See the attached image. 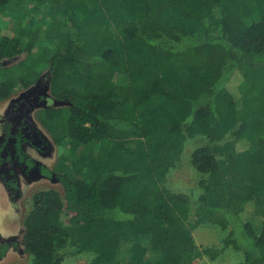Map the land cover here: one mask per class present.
Masks as SVG:
<instances>
[{
  "label": "trees",
  "instance_id": "trees-1",
  "mask_svg": "<svg viewBox=\"0 0 264 264\" xmlns=\"http://www.w3.org/2000/svg\"><path fill=\"white\" fill-rule=\"evenodd\" d=\"M7 14L0 101L44 73L59 107L35 118L66 145L39 169L64 196L38 192L23 223L32 264L215 260L193 237L205 225L227 233L238 264H264V0H0V22ZM199 137L190 164L201 191L167 190ZM15 155L34 166L20 144ZM18 245L4 242L0 261Z\"/></svg>",
  "mask_w": 264,
  "mask_h": 264
},
{
  "label": "rangeland",
  "instance_id": "rangeland-1",
  "mask_svg": "<svg viewBox=\"0 0 264 264\" xmlns=\"http://www.w3.org/2000/svg\"><path fill=\"white\" fill-rule=\"evenodd\" d=\"M31 14L36 15L35 13ZM12 15L7 14L4 15L5 17H2L5 19L2 20L4 23L0 22L1 28H5L8 25V29L11 30V25L14 22L11 17ZM21 20L25 23L26 19L21 18ZM5 33L6 31L1 30L0 36L5 35ZM25 57L26 54H23L13 60L5 61L2 64H4V67L14 66L25 59ZM14 104L16 106L21 104L16 111L21 116H27L28 128H30V137L28 138V142L30 143H23L25 153L36 161L37 166H46V168L53 169L59 158L64 155L66 145L65 143L59 144L55 142L56 140L53 136L35 118L36 112L40 108L59 107V104L57 105L52 99L49 77L43 73L39 81L30 89L19 91L10 99L3 102L0 101V121L12 113L11 108ZM26 105H28L27 108ZM205 143V139L199 137L185 144L181 162L170 172L164 183V187L167 190L188 195L198 194L201 191L200 182L202 176L190 164V157L196 148L206 145ZM10 152L14 154L12 148H10ZM14 171L19 179L18 189L20 192L19 197L16 195L17 198L15 199H11L4 179L0 175V246L2 242L19 241L22 238L24 220L31 212L33 198L38 192L53 189L64 196L63 188L58 180L47 179L36 170L32 178L25 175V170L21 167H16ZM248 211L250 212L252 209L249 207ZM67 219L64 216V220ZM193 237L200 249H211L220 252L218 258L215 260H211L207 255H204L197 264H238L243 259L242 252H236L232 248H225L224 239L227 237V233H223L217 227L209 225L201 226L194 230ZM92 255L81 254L70 256L66 258L63 264H88L93 258ZM0 264H32V262L29 255L23 252V247L19 243V249L11 250L0 261Z\"/></svg>",
  "mask_w": 264,
  "mask_h": 264
},
{
  "label": "flooded vegetation",
  "instance_id": "flooded-vegetation-1",
  "mask_svg": "<svg viewBox=\"0 0 264 264\" xmlns=\"http://www.w3.org/2000/svg\"><path fill=\"white\" fill-rule=\"evenodd\" d=\"M15 94H13V95H15ZM6 100H8V99H6ZM6 100H4V101H6ZM1 102H3V101H1ZM20 106H21V104H19V106H16L14 104L13 107L11 108L12 113H10L12 115L8 114V116H6L5 119L0 121V156H1L0 157L1 158L0 159V175L4 179L5 186H6L8 192L10 194L11 199L12 198L15 199L17 197H13L12 189H10L11 187L8 186L7 181L14 182L16 184V186H17V194L16 195L19 197V194H20L19 189H18L19 188V179H18V177H17V175H16V173L14 171V169L16 167H21L23 170H25L24 174L27 175L30 178L34 177V175H35L34 171L35 170L39 172V169L44 167V166H37L36 161H34L32 158H30L25 153V151L23 149V145H24L23 143L24 142L27 143L28 142V138L30 137V132H29L30 128H28L29 125H28V122H27V116H25V115L21 116L16 111V109L18 107H20ZM27 107H28V105H26V108ZM40 109H42V108H40ZM9 124L11 125L10 132H11L12 135H7L6 134L7 131H6L5 125H9ZM16 135H19V136H16ZM28 143H30V142H28ZM19 144H20V147H21L22 151L34 163V166H32L31 168H29L27 165H25V163L22 164L21 162H19L18 158L16 157V155H15L16 147ZM10 148L13 149L14 154H11ZM43 177H45V176H43ZM45 178H47V177H45ZM47 179H49V178H47ZM20 241H21V239L19 241H16V242L19 244ZM6 242H15V241H6ZM3 243L4 242H2V244ZM13 249H19V245H18V247L11 246L9 251L7 252V254ZM7 254H6V256H7Z\"/></svg>",
  "mask_w": 264,
  "mask_h": 264
}]
</instances>
